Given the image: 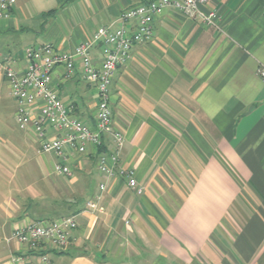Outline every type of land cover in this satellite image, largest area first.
<instances>
[{
  "label": "crops",
  "instance_id": "0c3cea01",
  "mask_svg": "<svg viewBox=\"0 0 264 264\" xmlns=\"http://www.w3.org/2000/svg\"><path fill=\"white\" fill-rule=\"evenodd\" d=\"M149 1L14 0L0 17L1 48L15 35L25 47L70 53L122 10ZM201 9L217 12L215 27L166 9L154 19L153 39L133 44L112 76V126L124 135L119 164L141 194L116 173L89 211L104 180L93 155L72 153L68 179L41 154L36 208L19 207V220L79 209L67 248L45 251L50 264H264V0H207ZM24 48L0 52V62L14 55V68L23 69ZM101 51L92 50L96 61ZM51 85L94 127L96 92L79 67L68 76L56 68ZM15 224L4 229V243ZM18 249L9 245L3 264ZM28 258L41 264L36 254Z\"/></svg>",
  "mask_w": 264,
  "mask_h": 264
},
{
  "label": "built area",
  "instance_id": "2783aa9c",
  "mask_svg": "<svg viewBox=\"0 0 264 264\" xmlns=\"http://www.w3.org/2000/svg\"><path fill=\"white\" fill-rule=\"evenodd\" d=\"M207 0H151L122 10L111 22L101 25L91 38L67 53L52 44L27 46L23 50L25 67L17 58L8 57L0 62V73L8 82L10 94L16 101L15 121L27 131L38 145L41 154L53 158L52 173L70 179L73 170L69 165L72 153L92 154L97 173L104 179L98 184V193L86 203L89 211L98 207L108 180L118 173L128 189L141 194L131 170L119 164L124 135L112 126L110 85L117 65L130 60L133 44H144L153 39V22L166 9L199 19L206 26H216V11H203ZM14 0H0V17L6 16ZM101 47V59L95 60L92 50ZM58 67L71 75L79 67L82 77L94 86L96 92L95 125L90 127L72 115V106L62 102L51 85L52 74ZM264 83V67L258 69ZM109 145V150L104 146ZM77 227L76 214L53 219L40 218L16 223L4 237L6 244L21 247L12 251L8 264H35L28 255L36 254L41 264H50L46 250L62 251L70 243Z\"/></svg>",
  "mask_w": 264,
  "mask_h": 264
},
{
  "label": "rangeland",
  "instance_id": "374dc122",
  "mask_svg": "<svg viewBox=\"0 0 264 264\" xmlns=\"http://www.w3.org/2000/svg\"><path fill=\"white\" fill-rule=\"evenodd\" d=\"M8 37V48H1L5 38H0L1 53H16L25 47L26 40L15 39V35ZM15 110L16 101L10 94L8 82L0 76V264L5 262L9 251V245L2 241L4 229L9 227L11 220L13 223L21 221L17 215L19 207H29V212L35 210L31 197L34 190L42 186L36 179L42 171L39 161L44 155L38 154L33 137L17 125ZM72 187L77 190L75 184Z\"/></svg>",
  "mask_w": 264,
  "mask_h": 264
},
{
  "label": "trees",
  "instance_id": "16d2710c",
  "mask_svg": "<svg viewBox=\"0 0 264 264\" xmlns=\"http://www.w3.org/2000/svg\"><path fill=\"white\" fill-rule=\"evenodd\" d=\"M81 209V208H80ZM79 211V209H75L73 213H70V214H75ZM69 215V214H67ZM59 216H62V215H59ZM59 216H56V217H59ZM48 219H53V217H49Z\"/></svg>",
  "mask_w": 264,
  "mask_h": 264
}]
</instances>
